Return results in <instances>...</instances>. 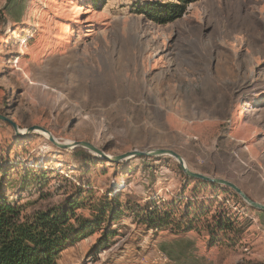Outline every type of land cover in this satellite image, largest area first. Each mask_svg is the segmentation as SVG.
Instances as JSON below:
<instances>
[{
	"label": "rangeland",
	"instance_id": "obj_1",
	"mask_svg": "<svg viewBox=\"0 0 264 264\" xmlns=\"http://www.w3.org/2000/svg\"><path fill=\"white\" fill-rule=\"evenodd\" d=\"M180 5L0 0V115L110 156L170 149L192 171L230 180L264 203V0ZM41 132L20 135L0 119V192L23 215L90 190L122 203L114 221L63 250L58 264L264 260V212L233 189L187 179L171 155L113 162L60 148ZM149 200L209 212L189 231L153 230L139 222ZM221 214L236 228L212 236L205 225ZM105 229L112 234L101 242Z\"/></svg>",
	"mask_w": 264,
	"mask_h": 264
},
{
	"label": "trees",
	"instance_id": "obj_2",
	"mask_svg": "<svg viewBox=\"0 0 264 264\" xmlns=\"http://www.w3.org/2000/svg\"><path fill=\"white\" fill-rule=\"evenodd\" d=\"M179 1L183 4L180 5L182 7L192 2ZM183 10L180 9L178 12L182 13ZM175 13L176 11H171V15ZM186 178L197 180L203 185L211 184L201 179L188 176ZM88 192L91 196L80 199L72 197L50 209L23 215L21 205L8 199L1 191L0 264H58V258L63 250L93 233L105 221H114L123 212L119 209L122 203L114 196L96 200L94 192L92 190ZM175 203L167 206L155 200L146 201L139 215V222L153 230L172 226L173 230L189 231L197 227L202 215L209 212L207 205L199 212L198 209L193 210L187 206L180 210ZM83 207L91 210V218L76 215V211ZM212 218L214 224L205 225L206 229L212 232V236L236 228V219L224 217V214L212 215ZM106 229L101 242L106 241L112 234ZM258 264H264V260Z\"/></svg>",
	"mask_w": 264,
	"mask_h": 264
},
{
	"label": "water",
	"instance_id": "obj_3",
	"mask_svg": "<svg viewBox=\"0 0 264 264\" xmlns=\"http://www.w3.org/2000/svg\"><path fill=\"white\" fill-rule=\"evenodd\" d=\"M0 119L7 120L10 123H12L15 131L20 135H24L25 133H30L34 130H40V131L48 134L50 141L53 142L55 145H57L60 148L84 147V148H87L88 150H90L91 152H93L94 154H97V155H99L103 158H106L110 161H113V162L125 161V160L132 158V157H142V156L153 157V156H161V155H171L177 159V161L179 162V164H180V166H181V168H182V170L186 176L193 178V179H201V180H204V181L211 183V184H217L220 186H225V187L231 188L237 194H239L240 197H242L251 207L264 211V203L255 201L252 198H250L234 182L227 180V179L218 178V177H211V176L205 175L203 173L192 171L187 166L185 159L179 153H177L173 150H170V149L133 150V151H128V152L121 154V155L110 156L104 150L100 149L99 147H97L96 145H94L90 142H87V141L61 142V141H58L48 129H46L42 126H39V125H35V126H32L28 129H26L24 131L25 132L24 133V132H21V129L18 127V125L15 122L11 121L7 117L0 115Z\"/></svg>",
	"mask_w": 264,
	"mask_h": 264
},
{
	"label": "bare ground",
	"instance_id": "obj_4",
	"mask_svg": "<svg viewBox=\"0 0 264 264\" xmlns=\"http://www.w3.org/2000/svg\"><path fill=\"white\" fill-rule=\"evenodd\" d=\"M25 131V129H21V132H24ZM25 133V132H24ZM41 133H43V132H41ZM45 136H46V138H48L49 137V135L48 134H46V133H43Z\"/></svg>",
	"mask_w": 264,
	"mask_h": 264
}]
</instances>
